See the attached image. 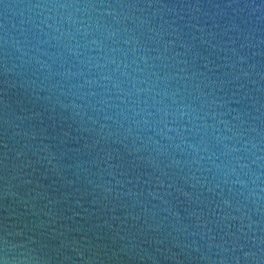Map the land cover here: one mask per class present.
I'll return each mask as SVG.
<instances>
[{"label": "water", "instance_id": "obj_1", "mask_svg": "<svg viewBox=\"0 0 264 264\" xmlns=\"http://www.w3.org/2000/svg\"><path fill=\"white\" fill-rule=\"evenodd\" d=\"M0 264H264V0H0Z\"/></svg>", "mask_w": 264, "mask_h": 264}]
</instances>
